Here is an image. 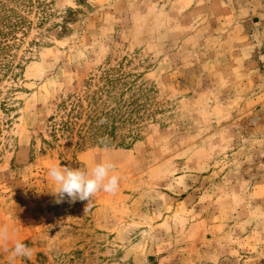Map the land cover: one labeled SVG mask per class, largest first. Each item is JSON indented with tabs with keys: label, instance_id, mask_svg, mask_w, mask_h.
<instances>
[{
	"label": "rangeland",
	"instance_id": "obj_1",
	"mask_svg": "<svg viewBox=\"0 0 264 264\" xmlns=\"http://www.w3.org/2000/svg\"><path fill=\"white\" fill-rule=\"evenodd\" d=\"M93 109L108 144L77 135ZM103 159L86 212L47 192ZM4 225L0 264L17 239L11 264H264V0H0Z\"/></svg>",
	"mask_w": 264,
	"mask_h": 264
},
{
	"label": "clouds",
	"instance_id": "obj_2",
	"mask_svg": "<svg viewBox=\"0 0 264 264\" xmlns=\"http://www.w3.org/2000/svg\"><path fill=\"white\" fill-rule=\"evenodd\" d=\"M104 122L101 120V123ZM115 168L116 165L109 159L94 163L90 168L51 164L47 169V175L53 184V190L47 192L55 196L56 203L63 202L65 198H69L71 202L88 201L86 212L97 193L103 191L114 194L118 190L121 178L114 174ZM9 239L8 226H0V242L6 244ZM5 251L10 252L8 256L10 264L17 258H31L33 255V249L18 239L10 250L5 248Z\"/></svg>",
	"mask_w": 264,
	"mask_h": 264
},
{
	"label": "trees",
	"instance_id": "obj_3",
	"mask_svg": "<svg viewBox=\"0 0 264 264\" xmlns=\"http://www.w3.org/2000/svg\"><path fill=\"white\" fill-rule=\"evenodd\" d=\"M81 105L77 104L73 106L71 112L66 120H61L58 123L53 125V132L55 134L61 133L62 135L68 134L70 136L75 130V125L78 123V120L83 117V111L80 110ZM98 108V103H97ZM77 110V111H76ZM88 114L87 122L81 123L77 129V135L84 141L87 137L101 138L102 144L109 143V137L114 136L116 125L115 116L112 112L107 111H98V109L91 110ZM113 119L112 122H110ZM101 120L105 121L101 123ZM106 135V136H105Z\"/></svg>",
	"mask_w": 264,
	"mask_h": 264
}]
</instances>
